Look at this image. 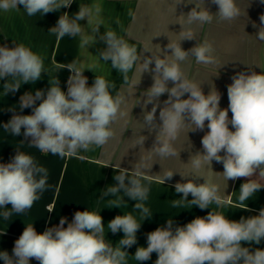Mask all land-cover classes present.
Segmentation results:
<instances>
[{"label": "clouds", "instance_id": "1", "mask_svg": "<svg viewBox=\"0 0 264 264\" xmlns=\"http://www.w3.org/2000/svg\"><path fill=\"white\" fill-rule=\"evenodd\" d=\"M195 7L179 23L182 30L177 43L169 42L167 49L171 54L163 52L157 55L147 47L143 50L151 52V56L142 57L135 44H130L113 30L99 37L107 47L99 53V60L111 61V68L122 75L125 84L129 83V72L153 73V85L142 96L144 100L143 124L149 132H156L155 142L148 155L133 167V170L120 168L113 178L117 182L102 190V197H114L109 200L112 207L127 205L124 197L136 201L133 210H138L140 219L144 221L153 213L145 206L150 192L152 177L148 175L153 154L161 157H176L173 143L187 127L190 131H203L205 122L209 131L202 137L203 152L191 155L188 163L191 171L181 174L187 182H177L175 192L181 198L173 199L172 206L179 207L185 203L198 206L201 210L215 204L217 207L225 203L220 194L219 185L201 175L205 167L213 161L223 164L220 173L226 181L244 177L237 200L244 209L245 201L264 188V74L239 72L232 76V83L227 86L228 107L221 109V94L211 89L207 95L201 84L189 80L181 68V64L194 57L198 64L214 65L218 61L214 56L211 42L199 41L196 46L185 51L180 42L194 40L197 32L191 27L194 24L203 26L213 21L214 14L204 6V0H192ZM218 6L215 16L219 21L231 22L241 15L236 0H211ZM73 0H0V10L4 12L19 10L22 5L28 16H42L61 8L69 7ZM181 0H177V4ZM100 4H80L78 12L73 16L65 12L60 15L49 34L59 41L65 36L79 37L81 48L96 42V33L103 24ZM128 15L135 20V13L129 9ZM87 20V27L92 34L85 32L80 24ZM264 25V15L260 16ZM121 25L119 18L115 20ZM187 25L188 27H185ZM253 27H256L253 24ZM160 36V35H159ZM256 38L264 41V27H260ZM15 42V41H14ZM16 46H0V79L6 78L3 95L15 93L23 84L35 83L45 71L44 58L33 52L24 43L15 42ZM142 61V62H141ZM155 63L154 68L150 65ZM94 67V66H93ZM67 68L71 75L67 80V92L61 90L59 80L49 81L50 88L46 97L43 90L35 93L25 92L20 96L18 107L23 110L31 108L32 114H15L3 124L5 132L20 136L23 129L25 140L30 138L29 146L42 153H51L60 158L77 157L84 159L80 152L95 151L104 148L117 136L116 123L128 115L125 111L126 97L122 92L114 90V82L103 76H96L92 86H87L85 69L73 60L60 64L58 69ZM93 71V70H92ZM172 82L174 86L168 87ZM140 82V81H139ZM139 82L133 80V86ZM167 93L168 99L160 108L159 120L156 123L159 98ZM185 94L188 98L182 99ZM40 101L38 106L36 102ZM140 102V101H139ZM152 104L151 111L147 105ZM229 111L232 116L229 119ZM231 125L233 130H230ZM143 128V129H144ZM146 137L139 135L134 147H143ZM25 142L24 140H22ZM144 148V147H143ZM223 151V155L220 153ZM258 171V177L252 179ZM171 170L160 179L164 183L174 175ZM203 177V183L196 180ZM142 181H146L144 183ZM48 170L40 166L32 155L17 149L15 156L8 163H0V216L8 220L13 214L20 215L30 210L34 202L41 198L44 191L50 188ZM189 194L192 199L189 200ZM11 207H7V205ZM111 208V207H110ZM67 218L61 217L59 225L47 228L38 233L33 223L27 225L20 237L15 241L12 255L0 251L3 264H30L34 258L39 264H128L129 254L124 250L136 243V233L141 226L133 212L117 215L107 224L108 231L113 234L122 231L124 236L113 246L105 239V226L100 212L76 211L67 227ZM173 220H167V226H161L147 234V247H138L133 258L138 262L147 261L155 252L158 258L155 264H264V250L257 248L250 251L242 246V242L259 244L264 239V208L259 214L239 221L229 220L225 215L210 211L206 216L196 217L184 226L173 227Z\"/></svg>", "mask_w": 264, "mask_h": 264}, {"label": "crops", "instance_id": "2", "mask_svg": "<svg viewBox=\"0 0 264 264\" xmlns=\"http://www.w3.org/2000/svg\"><path fill=\"white\" fill-rule=\"evenodd\" d=\"M192 2V0H189ZM100 4L102 6L101 19L104 25L99 27L96 33V42L88 47L79 46V37L72 38L65 36L59 41L56 36L49 34V29L56 25L60 15L67 12L73 16L79 10L80 4L92 5ZM237 6L241 9V15L231 21H219L215 16L218 12V6L211 0H204V6L214 14L212 23L203 26L194 24L191 27L197 32L194 40H183L180 42L183 50L190 48L205 40L212 43L214 56L218 63L214 65L198 64L194 57H189L187 61L181 64L187 78L201 84V89L205 95L211 89H215L221 94V109L228 107L227 86L231 84L232 76L239 72L251 74L256 72L264 74V41H259L256 35L261 24L260 16L264 15V0H236ZM195 7V3H188L187 0H73V3L59 11L49 12L45 15L37 14L28 16L22 5H18L19 10L4 12L0 10V46L15 47L17 43H24L31 50L44 58L45 71L41 78L35 83L23 84L15 93L3 95V85L5 79H0V163H8L15 156L17 149L26 154L32 155L40 166L48 170V184L51 185L43 192L41 198L34 202L32 208L19 216L13 214L8 220L0 216V251H7L12 255L15 241L20 237L24 228L33 223L38 233H43L47 228L59 225L61 217H66L64 227L70 223L76 211H95L100 212L102 222L105 226V239L113 246L123 238L124 234L119 231L113 234L108 231L107 224L117 215H123L127 212H133L136 219L141 222V226L136 233V243L130 248L125 247L129 254L128 264H155L158 258L153 252L151 258L147 261L138 262L133 256L138 247H147V234L161 226H167V220L172 219L176 226H184L196 217L206 216L210 211L220 213L229 220L239 221L241 217L248 218L259 214L260 209L264 208V188L254 194L248 201H245L247 209H244L237 200L239 189L242 183L247 182L248 178H238L236 180L226 181L222 176L223 164L216 161L212 162L211 168L205 167L201 175L212 180L219 185L220 194L225 203L217 207L215 204L207 209L201 210L198 206L185 203L179 207L172 206L173 199L181 198L182 194L175 192L174 185L177 182L184 183L187 180L182 179L181 174H189L191 171L189 161L191 155L197 152H203L201 144L202 137L209 131L207 121L203 131H190L186 127L173 143V147L180 152L176 157L161 158L155 154L148 175L152 177L150 183V192L145 206L153 213L152 217L142 221L138 210H133L136 201L124 197L127 205L121 207H112L109 204L110 199L114 197H102V190L109 185H115L117 182L114 176L118 174V169L124 168L129 171L140 163L142 158L148 155L156 139V132H149L144 128L143 112L144 100L142 96L149 89L153 81V73L136 71L129 72V83L125 84L117 70L111 68V61L105 63L102 58L99 60V53L107 45L99 37L106 32V29L113 30L118 36L123 37L130 44H135L138 53L142 57L151 56V52L143 50L147 47L153 53L163 58V52L171 54V49H167L169 42L177 43L180 40L179 32L188 12ZM131 9L135 13V20L128 15ZM119 18L121 25H117L115 20ZM80 24L85 28V32L92 34L87 27V20H81ZM253 24L256 27H253ZM185 27H188L185 25ZM160 35V36H159ZM15 41V42H14ZM73 60L78 62L83 68L92 67V70L85 69L83 75L87 77V86H92L96 76H103L110 82H114L116 87L112 91L122 92L126 97L125 111L128 115L124 120L119 121L113 127L116 129L117 136L111 140L104 148H97L95 151L80 152L84 159L77 157L60 158L51 153H42L35 147L29 146L30 138L25 140L23 129L20 136H13L3 129V124L7 123L15 108V114L30 115L31 108L21 110L19 105L20 96L25 92L35 93L36 90H43L45 97L50 88L49 81L59 80V86L65 93L67 92V80L71 75L67 68L58 69L60 64H67ZM142 62V61H141ZM94 66V67H93ZM155 63L150 65L154 68ZM139 84L135 87L132 81ZM174 86L170 81L168 87ZM185 94L182 99L188 98ZM168 99L165 93L159 98L160 107L157 108L156 123L159 120L160 108L164 106L163 102ZM140 101V102H139ZM40 101L36 102V106ZM152 104L147 105V111H151ZM231 119L232 113H228ZM144 128V129H143ZM230 130H233L229 125ZM139 135H144L146 140L143 147H134V142ZM24 140L25 142H23ZM223 155V151L220 153ZM174 173L171 179H166L164 183L160 182L164 173L167 171ZM258 177V171L252 179ZM147 183L146 181H142ZM197 183H203L204 178L196 180ZM264 183V181H260ZM192 199L191 194L188 197ZM11 207V205H7ZM111 207V208H110ZM2 211V210H0ZM242 246L248 247L250 251L257 248L264 250V239L259 244L242 242ZM0 264L3 261L0 260ZM30 264H39L34 258L30 259Z\"/></svg>", "mask_w": 264, "mask_h": 264}]
</instances>
